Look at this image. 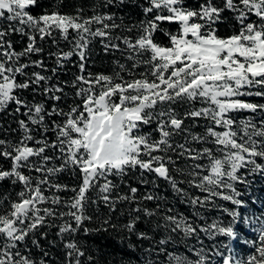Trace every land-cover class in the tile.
Here are the masks:
<instances>
[{
    "label": "snow or ice",
    "instance_id": "obj_1",
    "mask_svg": "<svg viewBox=\"0 0 264 264\" xmlns=\"http://www.w3.org/2000/svg\"><path fill=\"white\" fill-rule=\"evenodd\" d=\"M37 2L0 0V111L14 104V113L26 117L17 121L21 135L16 141L0 138V159L10 161L9 168L0 167V182L19 186L14 198L0 196V264H47L49 253L40 239H47L48 233L41 230L57 226V220L61 221L56 235L66 249L65 264L91 262L93 258L86 257L72 238L91 219L85 214L88 204L95 202L90 193L96 190V198L111 206L117 186L109 177H123L136 169L141 176L154 173L166 180L176 193L187 197L193 209L192 220L179 213L165 214L164 224L156 225L168 233L156 249L165 253L167 264H264V220L244 217V223L251 222L259 233L258 240L244 241L253 249L247 256H241L231 243L214 245L208 254L200 238L201 233L213 239L236 238L239 211L223 209L232 217L227 225L218 220L196 223V218L205 219L199 209L215 205L214 197L243 205L235 198L240 193L233 183L246 182L238 174L242 169L264 174V103L247 99H264V0H202L196 8L188 7L186 0H143L138 6L144 18L131 26L122 20L116 23L114 13L95 8L87 16L83 9L74 14L53 10L33 15ZM126 2L101 0L100 8ZM226 12L234 24L230 35L221 36L216 26L225 22ZM162 22L177 25L175 31H165L167 45L155 39ZM117 30H122L120 35L115 34ZM13 35L27 38L19 51ZM57 35L71 46L68 51L49 53L56 57L53 75L73 56L79 60V75L71 84L79 102L74 101L67 111L57 105L48 111L43 103L30 102L23 95L32 89L51 100L62 99L57 93L63 94V87L50 85L52 76L43 74L48 71L46 62L31 59L44 52L43 42L49 38L59 48ZM94 40H99L106 54L120 52L131 65L117 60L111 74L88 71ZM141 66L142 71H134ZM30 68L40 71H27ZM177 105L182 111H177ZM52 116L62 119L47 123L46 117ZM199 121H203L199 125L203 132L193 133ZM37 131L41 138L34 134ZM48 132L55 139L50 141ZM177 136L183 143L175 140ZM172 154L192 161L186 173L174 167ZM66 171L79 173L80 183L73 187L58 183L55 178ZM173 172L186 174L189 179L183 182L205 195L190 196L178 187L183 182ZM225 189L233 195L225 194ZM137 191L132 187L129 195L116 199L138 203ZM67 192L72 195H60ZM143 199L160 197L146 194ZM159 208L157 204L156 209L134 211L156 216ZM138 219L137 215L125 225L129 232H135ZM180 233L182 239L194 238L201 246L186 245V253L168 251L176 238L173 234ZM137 235L148 239L146 233Z\"/></svg>",
    "mask_w": 264,
    "mask_h": 264
},
{
    "label": "trees",
    "instance_id": "obj_2",
    "mask_svg": "<svg viewBox=\"0 0 264 264\" xmlns=\"http://www.w3.org/2000/svg\"><path fill=\"white\" fill-rule=\"evenodd\" d=\"M101 0H38L37 5L31 9L33 15H40L45 12H51L53 10H58L61 13L74 14L77 9H83L84 15H91L94 8L102 12L114 13L118 18L116 23H121L123 25L131 26L142 20L143 14L142 9L138 6L143 3V0H127L123 5L116 4L110 8H100ZM202 0H186V5L188 7L196 8L199 6ZM226 20L223 23L218 24L216 27L219 30L221 36L230 35L232 32V26L234 22L231 20V13H225ZM177 28L176 24H170L168 22H162L160 24V31L155 34V39L157 42L167 45L168 37L164 34L165 31H175ZM122 30H117L116 35H120ZM135 31L132 35H135ZM13 45L17 51L21 50L26 46L27 42L15 43L13 36L11 37ZM27 39V38H26ZM56 39L58 41L59 48L57 44L52 42L49 38L43 42L44 52L39 55H33L31 59H43L46 62L47 72L43 73L48 76H52V80L48 83L57 84L63 87L64 93H57V95H62L60 101H54L49 99L47 96L43 95L40 91L33 93L32 89H28L23 92V95L30 102L43 103L45 109L51 111L54 105L63 108L67 111L68 106L72 105L79 100L75 97V89L71 87L72 81L76 75H79L78 68V57L73 56L70 60L64 62L62 68H57V72L53 75L51 69L56 67V57L49 56V53H55L59 49L63 51H68L70 44L67 41L60 39L57 35ZM18 45V48L16 46ZM92 51L90 54V59L88 61V71L92 73H104L111 74L114 69H116V61L119 60L121 63H125L130 66L131 61L125 60L120 52L105 53L99 40H94L90 45ZM143 70V66L135 69V72ZM27 71H40L37 68H30ZM127 75L126 73H123ZM22 79V78H20ZM67 82V83H65ZM252 102L264 103V99L257 97L247 98ZM14 104H10L5 110L0 111V138L16 141L21 135V130L19 129L17 121L20 119H26L21 114L14 113ZM177 107V111H182L180 107ZM24 110L22 109L21 112ZM247 115V113L241 114ZM62 118L59 116H52L49 120L46 117V122L51 123V120L59 121ZM187 123L191 124V121ZM203 124V121L198 122V126L192 128L193 133L201 134L203 128L199 125ZM35 128L36 126H32ZM148 129H145L147 131ZM37 138H41V132L37 131L34 133ZM46 137L51 141L55 139L52 132L45 134ZM175 140L183 143L181 136L175 137ZM210 146V145H207ZM193 147L199 148L200 145L193 144ZM49 155L52 153L49 152ZM173 158L176 159L175 168L185 169V173L188 169V165H191L192 161H185L184 159L176 158L175 154H172ZM261 162V161H258ZM0 167L9 168L10 161L0 159ZM246 182L241 183L239 181L234 182L246 189L245 191L253 193L252 200L255 205L260 207V211L264 209V174L252 173L249 174L247 169H242L240 173ZM174 178L178 182H183L189 179L186 174L180 172H173ZM58 183L67 184L69 187L76 186L80 183V175L76 173L73 175L71 172L66 171L60 173L58 177L55 178ZM114 184H116V189L113 192V199L111 206L104 203L102 200L97 199V192L93 190L90 193L94 203H89L85 209V214L90 216V220H85L82 228L73 234V239L80 246L81 250L85 251L86 257L91 256L93 259L88 262L85 258V264H167V257L164 252H157L156 249L160 247L158 241L164 239L168 233L161 227L158 228L156 225L164 224L162 216L165 214H183L188 217L189 220L193 219L192 213L193 209L191 205L187 203V197L181 196L176 193L172 186L164 179L157 178L154 173H145L143 176L140 174V170L135 171L129 170L127 175L123 177L112 176L109 177ZM142 181H147L143 183ZM137 188L136 193L137 201H123L116 199L117 196L129 195L130 188ZM178 187L187 190L190 196H203L205 194L201 193L199 189L189 187L186 182L179 183ZM19 191V186L15 188L11 185L10 181L0 182V196L13 195L14 192ZM146 194H152L160 197L159 200H144L143 197ZM60 195L69 197L72 195L71 192L60 193ZM215 205L209 204L206 208H200L199 211L203 214L204 220H199L196 218V223L204 225L212 223L214 220L223 222L227 225L226 214L227 212L223 209H227V205L218 197H214ZM157 204L160 205L158 214L156 216H147L143 212L136 213L135 208H148L150 210L156 209ZM168 209H172V212H168ZM139 216L136 221L135 232H129L125 225H127L134 217ZM105 221H108L105 224ZM57 226L45 228L41 231H47V239H40L41 245L49 253L48 257H45L47 264H65V252L66 249L63 247V243L56 233L58 231V225L61 221L57 220ZM115 226V227H113ZM89 229L85 232L83 229ZM146 233L148 239H139L138 233ZM176 238L173 242L168 245V251H173L174 249L179 252L187 251L186 245L195 244L196 247L201 245L196 244L194 238L182 239L183 234H173ZM226 236H217L215 239L205 236L203 233L200 234V238L203 241V247L205 252L210 254L209 249L214 245H219L221 243L227 244L225 241ZM39 238V237H37ZM56 241L55 245H51L50 241ZM34 252L39 253L38 249H33ZM37 260L40 259L39 255L35 257ZM190 258H195L190 256ZM218 259V258H215Z\"/></svg>",
    "mask_w": 264,
    "mask_h": 264
},
{
    "label": "rangeland",
    "instance_id": "obj_3",
    "mask_svg": "<svg viewBox=\"0 0 264 264\" xmlns=\"http://www.w3.org/2000/svg\"><path fill=\"white\" fill-rule=\"evenodd\" d=\"M13 39L15 40L16 44H19V42H27L26 37H21L19 35H13ZM18 48V45L16 46ZM180 106L178 105V108ZM199 107V105H197ZM182 110V108L180 107ZM234 183V182H233ZM234 187L236 188V191L240 193V196L235 197L236 199H240L243 201V205L237 206L234 205L231 201H224L222 200L226 205L228 210H237L240 212V220L235 225V231L237 232V236L234 239H231L229 237H225V241L227 243H231L232 247L241 254V256H247L250 252L253 251L252 247L250 245H247L244 243V241H252V240H258L259 233L257 231H254V225L249 222L247 224L244 223V217H250L252 220H264V209L260 211V207L255 205L254 201L252 200L253 193L246 192V189H242L241 186L238 184H234ZM225 194L233 195V193L230 190H223ZM226 214V222L227 224L232 219L227 213Z\"/></svg>",
    "mask_w": 264,
    "mask_h": 264
}]
</instances>
